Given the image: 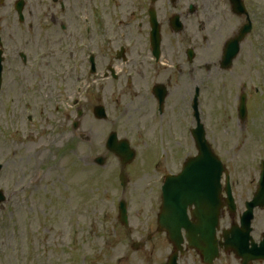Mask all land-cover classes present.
<instances>
[{"label":"rangeland","instance_id":"obj_1","mask_svg":"<svg viewBox=\"0 0 264 264\" xmlns=\"http://www.w3.org/2000/svg\"><path fill=\"white\" fill-rule=\"evenodd\" d=\"M74 203L71 205H66L64 207H62V211L57 214L54 215V217H52V223L54 224H58L60 227L65 225V219L68 216V213L70 211L71 208L74 207ZM51 214H54V211L51 212ZM9 234L11 233L10 229L8 230ZM6 237V235H4ZM3 237V232H1V237L0 239ZM11 241H13L14 246L16 247V249L12 247H10L9 249H6L7 244H9V241H3L2 239L0 240V242L3 241L2 244H0V264H19L18 262V257H19V251L18 248H20V243L19 241L14 240L13 238L10 239ZM160 241V240H159ZM155 246V242L153 243V247ZM127 247V242L124 241L122 242V244H120V246L117 248V250H112V251H108V252H101L98 254H94V253H90L87 259V264H111V260L113 258V256L117 255V254H122V253H126L127 250H125V248ZM87 250L89 249L88 246L86 247ZM58 264H65L64 261H57ZM128 264H147L146 263V255L144 254H131V258Z\"/></svg>","mask_w":264,"mask_h":264}]
</instances>
